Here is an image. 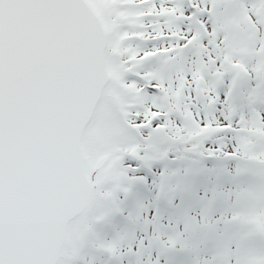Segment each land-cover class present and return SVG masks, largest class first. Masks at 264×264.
Wrapping results in <instances>:
<instances>
[{
	"label": "snow or ice",
	"instance_id": "snow-or-ice-1",
	"mask_svg": "<svg viewBox=\"0 0 264 264\" xmlns=\"http://www.w3.org/2000/svg\"><path fill=\"white\" fill-rule=\"evenodd\" d=\"M0 264H264V0H0Z\"/></svg>",
	"mask_w": 264,
	"mask_h": 264
}]
</instances>
